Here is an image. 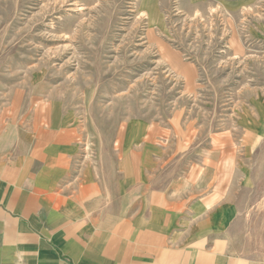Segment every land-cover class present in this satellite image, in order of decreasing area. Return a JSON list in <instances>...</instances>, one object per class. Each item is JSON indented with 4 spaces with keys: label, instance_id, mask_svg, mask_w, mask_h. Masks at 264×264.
Listing matches in <instances>:
<instances>
[{
    "label": "rangeland",
    "instance_id": "obj_1",
    "mask_svg": "<svg viewBox=\"0 0 264 264\" xmlns=\"http://www.w3.org/2000/svg\"><path fill=\"white\" fill-rule=\"evenodd\" d=\"M154 128L158 187L191 163L231 162L230 226L199 254L264 263V0H0V145L26 136L44 158L55 145L67 181L86 172L102 190L101 218L65 240L73 264L174 263L175 233L148 242L126 211L141 184L122 162Z\"/></svg>",
    "mask_w": 264,
    "mask_h": 264
},
{
    "label": "crops",
    "instance_id": "obj_2",
    "mask_svg": "<svg viewBox=\"0 0 264 264\" xmlns=\"http://www.w3.org/2000/svg\"><path fill=\"white\" fill-rule=\"evenodd\" d=\"M52 133L45 134L53 139ZM189 133H184L180 151L189 149ZM144 136L142 145L122 162L127 185L141 184L142 203L136 214V206L131 204L134 191L126 197L132 223L142 226L151 243L166 244L168 234L174 232L180 249L174 253L173 264H211L215 263L210 261L212 255L216 262L226 264L219 251L199 254V250L212 241L207 234L224 233L230 226L234 201L229 190L231 162L206 158L191 163L184 177L173 180L171 186L158 187L163 132L154 128ZM25 137L16 138L13 145L5 141L7 151L0 145V264H73L63 253L65 240H69L72 227L82 226L79 232L85 233L88 217L101 218L102 190L97 183L85 180L86 172H80L77 181H67L73 169L66 152H55V145H50L44 158L38 142L36 146ZM219 216L222 224L215 220ZM200 233L201 237L193 235ZM216 248H221L220 244ZM228 263L246 264L240 260Z\"/></svg>",
    "mask_w": 264,
    "mask_h": 264
}]
</instances>
